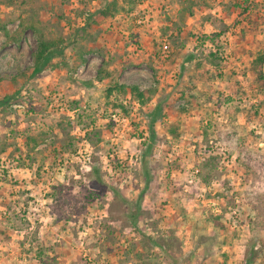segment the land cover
<instances>
[{"label": "rangeland", "instance_id": "rangeland-1", "mask_svg": "<svg viewBox=\"0 0 264 264\" xmlns=\"http://www.w3.org/2000/svg\"><path fill=\"white\" fill-rule=\"evenodd\" d=\"M107 1L0 0V264H264V0Z\"/></svg>", "mask_w": 264, "mask_h": 264}, {"label": "trees", "instance_id": "trees-1", "mask_svg": "<svg viewBox=\"0 0 264 264\" xmlns=\"http://www.w3.org/2000/svg\"><path fill=\"white\" fill-rule=\"evenodd\" d=\"M110 4H114L113 2H109L105 0V4L98 9H96L92 13V19L94 21H99L100 18H105L111 16L113 13L110 11ZM90 18L85 19V24H88ZM67 46V45H66ZM65 45L59 46L58 43L54 41H47L39 39L37 43V48L33 53V66L31 69V76H35L45 70L46 68L51 67L53 59L58 56H62L64 53ZM264 64V50L259 52L256 56L251 60V69L255 74L257 81L259 82V86L264 89V71L262 66ZM261 84V85H260ZM132 90L136 92L138 97H143V93L138 91L136 87H132ZM4 102V100H0V105ZM160 105L157 104L149 113H147L148 122H149V132L150 138L153 139L155 137V129L154 123L157 121L160 114ZM148 149L144 150V154ZM255 251L253 249L250 250L249 253L245 256L244 264H252L253 263V255Z\"/></svg>", "mask_w": 264, "mask_h": 264}]
</instances>
